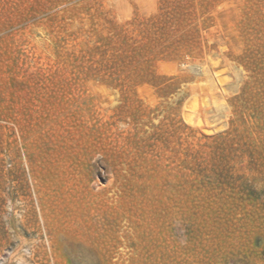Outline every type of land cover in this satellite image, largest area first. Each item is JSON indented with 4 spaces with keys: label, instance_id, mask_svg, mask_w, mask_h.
Returning <instances> with one entry per match:
<instances>
[{
    "label": "rangeland",
    "instance_id": "obj_1",
    "mask_svg": "<svg viewBox=\"0 0 264 264\" xmlns=\"http://www.w3.org/2000/svg\"><path fill=\"white\" fill-rule=\"evenodd\" d=\"M0 264H264V0H0Z\"/></svg>",
    "mask_w": 264,
    "mask_h": 264
}]
</instances>
